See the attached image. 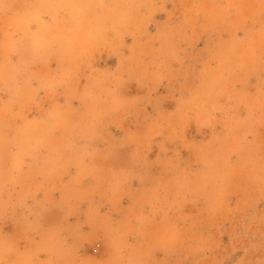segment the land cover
<instances>
[{
	"label": "clouds",
	"instance_id": "clouds-1",
	"mask_svg": "<svg viewBox=\"0 0 264 264\" xmlns=\"http://www.w3.org/2000/svg\"><path fill=\"white\" fill-rule=\"evenodd\" d=\"M0 264H264V0H0Z\"/></svg>",
	"mask_w": 264,
	"mask_h": 264
}]
</instances>
